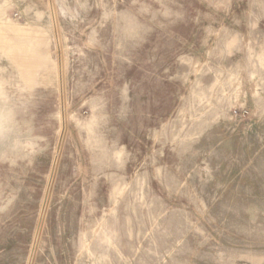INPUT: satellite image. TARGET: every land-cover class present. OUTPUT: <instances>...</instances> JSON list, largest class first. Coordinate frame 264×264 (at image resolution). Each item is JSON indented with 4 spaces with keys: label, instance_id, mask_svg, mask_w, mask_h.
Here are the masks:
<instances>
[{
    "label": "rangeland",
    "instance_id": "1",
    "mask_svg": "<svg viewBox=\"0 0 264 264\" xmlns=\"http://www.w3.org/2000/svg\"><path fill=\"white\" fill-rule=\"evenodd\" d=\"M0 264H264V0H0Z\"/></svg>",
    "mask_w": 264,
    "mask_h": 264
}]
</instances>
